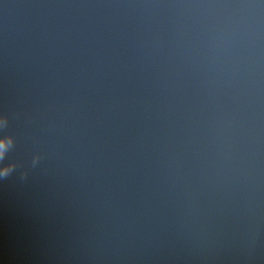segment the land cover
Here are the masks:
<instances>
[{
  "label": "water",
  "instance_id": "1",
  "mask_svg": "<svg viewBox=\"0 0 264 264\" xmlns=\"http://www.w3.org/2000/svg\"><path fill=\"white\" fill-rule=\"evenodd\" d=\"M0 264H264V0H0Z\"/></svg>",
  "mask_w": 264,
  "mask_h": 264
},
{
  "label": "clouds",
  "instance_id": "2",
  "mask_svg": "<svg viewBox=\"0 0 264 264\" xmlns=\"http://www.w3.org/2000/svg\"><path fill=\"white\" fill-rule=\"evenodd\" d=\"M4 152H5V141L0 140V161L4 158ZM11 171L10 168L4 167L3 169H0V177L7 178L8 173Z\"/></svg>",
  "mask_w": 264,
  "mask_h": 264
}]
</instances>
